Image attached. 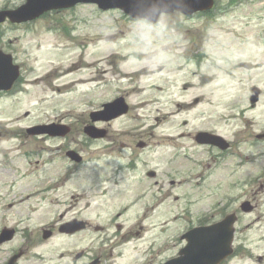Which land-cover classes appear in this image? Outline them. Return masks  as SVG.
<instances>
[{
  "label": "rangeland",
  "instance_id": "374dc122",
  "mask_svg": "<svg viewBox=\"0 0 264 264\" xmlns=\"http://www.w3.org/2000/svg\"><path fill=\"white\" fill-rule=\"evenodd\" d=\"M20 1L0 0V6L5 4L12 6L19 4ZM219 1L212 15L214 17L210 19L207 16L189 19L177 13L165 16L157 30L165 27L170 31L169 39L142 23L120 17L117 11L112 16L107 13L99 14L90 5L38 21L30 25L28 31H17L7 25L1 26L5 32L6 42H2L4 48L10 51L17 61L31 59L32 55L40 54L39 61L31 63L35 68L33 76L39 75L40 72H45L47 76L35 80L36 84L32 87L31 94L22 96L17 107L11 112L5 107L0 110V130L5 125L4 130L7 133L6 140H0V151L2 144H6L7 148L3 151L12 149V154L16 153L15 140L9 139L8 133L12 134L16 129L17 132L23 131L22 127L39 123L40 120L61 119L62 122L69 123L72 125L69 137L83 142L85 140L83 126L88 122L90 111L101 107L104 102L110 101L116 95L114 86L117 84L114 80L124 87H130L126 81L131 78L134 81L131 87L137 90L129 92L127 96L132 103L130 114L138 115L142 120L131 121L128 114L111 122L108 138L86 142L83 144L85 149L88 148V153L93 152L101 156L103 152L99 151V147L101 145L100 150H103L102 143L105 141L114 142L116 147L119 141L127 142L131 138L149 140L147 154L152 162L149 164L147 161V167L151 165L150 167L156 168L163 176L164 188L161 195L166 193L163 201H167L161 209L155 210L150 222L159 224L163 221L162 228L158 225L148 233L159 240L163 236L175 235L185 229L184 224L188 219L184 220L180 216L173 218L176 212L180 214L184 208L191 207L196 215H200L215 206V200L221 199L223 193L240 198L230 210L237 207L239 201L250 200V203L256 205L255 212L241 213L239 224L242 226L252 219H256L255 223L249 229L242 227L243 232L240 233L239 230L237 236L248 237L251 247L229 264H264V256L261 261L257 259V255H264V241H259L264 235V175L260 180L253 179L256 173L260 172L258 174L260 175L264 169V142H259L255 138L256 133L264 131V3L256 1L253 5L249 4V1L240 6L234 5L227 11L223 7L228 0ZM57 24L60 26L57 27ZM63 24L70 28L68 35L61 31ZM37 25L42 30L36 31ZM136 39L139 40L138 43ZM141 43L164 45L158 48L163 51L148 52L149 57L139 60L146 53L139 48ZM37 46L41 47L42 52L37 51ZM53 47L61 49L54 50ZM167 49H179L178 52H174L175 55L184 49H188V53L193 49L192 53L205 54L199 62L192 63L175 55L167 56V52L164 51ZM134 50H138L136 53L139 56H134L136 55ZM87 59H90L89 63H94L92 64L94 68L87 74L92 78L90 83L100 80L95 86L89 87V93L75 90L77 86L72 83V80L76 79L75 75L70 80L60 81L64 76V68H68L66 64L75 65L74 70L77 72L83 68ZM41 60H44L43 64H40ZM130 61V68L137 71L128 74L119 72V66L126 69ZM72 69L73 67L68 68ZM103 69L107 71L102 73ZM154 83L161 85L162 88L149 90L147 85ZM58 84L62 89L64 84L69 85L59 97L54 91ZM254 86L259 87L260 95L259 101L252 105L250 96L253 94L251 89ZM185 91H189L187 99L181 98L180 95ZM148 98L153 103L142 105L141 102ZM176 100L188 101L190 108L185 109L180 104L178 107ZM206 102L211 107H205ZM233 102H238L235 115L228 112V106ZM24 110H30L31 116L16 121V117L19 114L22 116ZM132 129L134 130L130 133ZM198 129H213L220 133L233 142L235 152L241 153L252 162L237 168L226 167L239 161L238 158L231 156L218 165L216 170H212L213 174L209 175L202 186L195 187L194 183L198 180L189 183L188 173L196 171L197 167L182 157V153L190 152L197 159L202 157L205 161H211L204 149L196 146L192 139V133ZM42 144L47 142L37 137L28 138L21 150L36 149ZM115 147L113 148L116 149ZM167 148L170 154L177 153L176 162L172 165L166 164L159 156L158 151L165 156L162 151ZM105 153L117 157L115 150L106 149ZM50 156L43 153L41 158L34 155L28 158L3 159L0 153V180L2 175H35L29 180L30 185L26 186L25 183L28 182L25 181H17L18 191L14 195L27 193L29 188L44 183V181L39 183L37 179L39 175H55L62 169V165L51 170L44 166ZM145 159L148 158L145 156ZM5 160L8 163H5ZM157 165L160 167L157 168ZM96 172L92 170V175ZM171 178L176 179L179 184L169 190L168 181ZM13 179L16 180V177ZM233 179L238 181V187L232 186ZM22 182L24 184H20ZM71 194H74L72 203L67 205L64 200ZM83 194L84 191L77 189L59 195L52 193L44 199L43 196L28 199L22 204L26 206L13 210L10 219L28 216L32 219L28 223L33 225L56 216L59 219L60 213L64 218H69L76 213L75 207L85 205L87 196ZM174 194L178 195L176 200ZM31 209L33 211L29 212ZM159 211L162 218L158 216ZM130 214L123 218V222L126 221V226L134 229ZM62 240L66 239L40 244L35 250L51 257L54 248ZM173 251V248L164 251L158 260Z\"/></svg>",
  "mask_w": 264,
  "mask_h": 264
},
{
  "label": "flooded vegetation",
  "instance_id": "af4514ba",
  "mask_svg": "<svg viewBox=\"0 0 264 264\" xmlns=\"http://www.w3.org/2000/svg\"><path fill=\"white\" fill-rule=\"evenodd\" d=\"M30 127L32 126L27 125L23 127V131H16L14 138L18 140V144L24 145L31 136L28 133ZM69 135L63 138H48L60 150L64 149L66 144L76 142L73 137L67 140ZM81 150L82 145H79L77 151ZM133 154L139 157L138 153ZM128 166L127 164L125 167ZM7 176L4 175V178ZM13 176L16 179L22 177V175ZM43 181L44 190L34 195H44V193L59 195L79 189L76 186H81L82 175H44ZM93 184L104 192L103 196L113 194V190L118 189L116 192L118 203L109 199L110 217L102 222L97 221L101 224L100 230L98 223L89 219L83 226L81 212L69 218L59 214V219L44 220L42 222L44 225L37 231L29 227L30 220L3 219L0 222V238L5 229L12 230V233L7 231V235L11 233V237L0 243V264H7L14 256L12 264H162V259L158 260V257L162 254L163 241L160 242L158 237L148 235L150 229H155L158 225L162 227L161 222L150 223L155 208L163 202L161 193L164 187L161 175H146V172L142 175H93ZM30 189L33 188L28 190ZM2 190L5 193L3 188ZM11 194L12 192H9V195ZM73 196L74 194H71L64 201L68 200L70 205ZM3 201L5 199L0 197V209L6 206L12 211L21 206L11 202H7L6 205L1 203ZM121 203L126 205L119 209ZM129 214L134 222V229L126 226V221L123 222V218L128 217ZM205 223L208 222H197V224ZM60 239L66 240L59 241L51 257L36 251L32 255L31 249H37L38 245ZM15 241L23 243L18 244ZM16 247L19 249H15Z\"/></svg>",
  "mask_w": 264,
  "mask_h": 264
},
{
  "label": "water",
  "instance_id": "95a60500",
  "mask_svg": "<svg viewBox=\"0 0 264 264\" xmlns=\"http://www.w3.org/2000/svg\"><path fill=\"white\" fill-rule=\"evenodd\" d=\"M65 1V2H64ZM57 0L56 2L45 0L42 2L43 6L38 8L33 15H37L42 10L47 9L48 7L53 6H68L73 3V0ZM79 1V0H76ZM82 1H97L102 6L109 5L110 7H120L125 9L127 12H130V4H138L139 6H144L145 1L148 0H110L109 3L103 0H82ZM187 0H149L148 7H145L146 15L155 13H159L161 10L171 11L174 8L182 10L187 13H191L195 8H206L203 0H188L190 2V7L185 2ZM64 2V3H63ZM184 2V3H183ZM154 4L156 7L153 9H149ZM189 7V10L187 9ZM22 11H27V7H24ZM3 81V79L1 80ZM3 86L0 84V87ZM123 108V109H120ZM107 112H111L113 110H117L116 114L122 113L126 111L123 106L122 100L116 101L112 104H108L106 106ZM106 113V112H104ZM110 118V117H109ZM91 136H98L96 131L93 128L86 129ZM60 134L59 132H57ZM65 133V132H63ZM61 133V134H63ZM233 218L229 217L225 222L217 224L213 227L209 228H197L192 232L186 235L189 239V245L185 248L182 256L179 260H188V264H218L227 254L230 253V242L233 236L232 229ZM209 247V248H207ZM199 249V250H197ZM191 254V252H194ZM189 253L191 255H189Z\"/></svg>",
  "mask_w": 264,
  "mask_h": 264
},
{
  "label": "bare ground",
  "instance_id": "6f19581e",
  "mask_svg": "<svg viewBox=\"0 0 264 264\" xmlns=\"http://www.w3.org/2000/svg\"><path fill=\"white\" fill-rule=\"evenodd\" d=\"M90 65H92V64H89V66ZM89 66H85L84 68H87V67H89ZM85 71H87L86 69L84 70H80V71H77V72H75L74 74H70V75H68V76H66V77H64L65 79H68V78H70V77H72V76H76V82H80V83H86V82H89L90 81V79L89 78H87V77H85L84 75H83V73L85 72ZM185 96L186 97H188L189 96V92L187 91L186 93H185ZM186 108H189V106H188V104L186 105Z\"/></svg>",
  "mask_w": 264,
  "mask_h": 264
}]
</instances>
